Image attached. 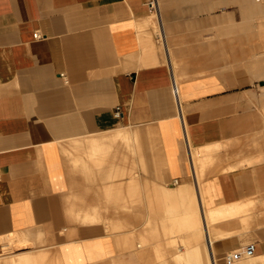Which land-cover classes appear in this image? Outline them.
Wrapping results in <instances>:
<instances>
[{
  "label": "crops",
  "instance_id": "obj_1",
  "mask_svg": "<svg viewBox=\"0 0 264 264\" xmlns=\"http://www.w3.org/2000/svg\"><path fill=\"white\" fill-rule=\"evenodd\" d=\"M234 1L0 0V264H264V159L226 167L218 150L253 129L252 91L205 73L175 94L170 70L212 67V11ZM119 128L131 146L99 145ZM245 199L250 215L206 222ZM190 200L203 240L180 219ZM248 242L251 256L225 261Z\"/></svg>",
  "mask_w": 264,
  "mask_h": 264
},
{
  "label": "rangeland",
  "instance_id": "obj_2",
  "mask_svg": "<svg viewBox=\"0 0 264 264\" xmlns=\"http://www.w3.org/2000/svg\"><path fill=\"white\" fill-rule=\"evenodd\" d=\"M154 29L159 35L161 46L162 35L155 15ZM210 38L212 67H170L171 73L176 82L205 73L221 75L230 81L242 83L247 91L251 90L250 103L245 108L251 112L249 124L253 129L242 140L225 144L218 150L222 148L225 151L226 167L264 159V0H235L220 9L218 16L212 11ZM219 161L210 159L208 163L214 165ZM197 176L201 178L200 173ZM189 203L191 205L188 204V208L192 206L199 218L195 201L190 200ZM250 205L251 201L248 200L240 212L250 215ZM107 217V221L103 222L111 225V217ZM180 219L188 222V216H181ZM193 227L196 241L203 240L201 226Z\"/></svg>",
  "mask_w": 264,
  "mask_h": 264
},
{
  "label": "bare ground",
  "instance_id": "obj_3",
  "mask_svg": "<svg viewBox=\"0 0 264 264\" xmlns=\"http://www.w3.org/2000/svg\"><path fill=\"white\" fill-rule=\"evenodd\" d=\"M157 14V13H156ZM178 75V74H177ZM175 81V80H174ZM176 82V81H175ZM138 128V127H137ZM136 128V129H137ZM131 129V128H130ZM138 130H140L139 128H138ZM138 130H137V132H138ZM130 130H127V129H113V130H111V134L110 133H108L109 132V130L107 131V133L108 134H110V135H106V136H100L101 138H102V140H100V138H99V140H100V143L101 144H99V145H102V144H106L105 146H107V144L109 143V142H111V145H112V143H118L119 144V142H126V143H129L130 142V138L133 140V139H135V138H132V136L134 135H132V133H133V130L131 131L132 133H130L129 132ZM134 131H136V130H134ZM140 132V131H139ZM89 133V132H88ZM105 133V132H104ZM106 133V134H107ZM93 134V133H92ZM100 134H102V132L100 133ZM99 134V135H100ZM130 134H131V137H130ZM141 134V133H140ZM139 134V135H140ZM95 135V134H94ZM96 135H98L97 133H96ZM105 135V134H104ZM138 135V136H139ZM88 136H90V134L88 135ZM93 136V135H92ZM91 137V136H90ZM134 137H136V135L134 136ZM84 138V137H83ZM86 138H87V136H86ZM92 138V137H91ZM90 138V139H91ZM96 138H97V136H96ZM139 138V137H138ZM147 138V137H146ZM94 139H95V136H94ZM91 139V141L93 140V142H90L89 141V143L91 144V143H94V141H96V140H98V139ZM109 139H111V141H109L108 143H107V141L109 140ZM140 139H141V136H140ZM143 139V138H142ZM80 140V139H79ZM131 140V141H132ZM144 140V139H143ZM147 140H148V138H147ZM69 141H72V139L71 140H69ZM74 141V140H73ZM81 141H82V139H81ZM84 141V140H83ZM82 141V142H83ZM134 141V140H133ZM141 141V140H140ZM149 141V140H148ZM138 142V141H137ZM70 143V142H69ZM72 143V142H71ZM75 144H76V142H74ZM131 143V142H130ZM129 143V144H130ZM144 143V142H143ZM87 144V143H86ZM90 144H88V145H90ZM148 144V143H147ZM78 145V144H77ZM95 145V143L93 144V146ZM120 145V144H119ZM122 145V144H121ZM143 145V144H142ZM141 144H140V148H142L143 146H142ZM146 145V144H145ZM69 146V145H68ZM82 146V145H81ZM80 146V148L81 149H83L84 147H81ZM86 146V145H85ZM109 146V145H108ZM113 146V145H112ZM112 146H110V147H112ZM117 146V145H116ZM130 146H131V144H130ZM129 146V147H130ZM133 146V145H132ZM142 146V147H141ZM74 147H75V145H74ZM78 147H79V145H78ZM77 147V148H78ZM90 147V146H89ZM92 147V146H91ZM102 147H103V145H102ZM146 147V146H145ZM93 148V147H92ZM92 148H91V150H92ZM95 148V147H94ZM94 148H93V152L94 151H97L98 149H100V151L103 149H101V146H100V148H97V150L95 149L94 150ZM105 148V147H104ZM109 148V147H108ZM114 148H115V146H114ZM114 148H111V149H113L114 150ZM117 148V147H116ZM118 148H122L121 146L120 147H118ZM126 147H124V150H127L128 149V152H130L129 151V148H127V149H125ZM131 149L133 148V147H130ZM80 149V150H81ZM110 149V150H111ZM123 149V148H122ZM121 149V150H122ZM135 149V148H134ZM143 149V148H142ZM70 150V149H69ZM84 150V149H83ZM83 150L81 151V152H83ZM105 150V149H104ZM107 150V149H106ZM117 150V149H116ZM64 151V150H63ZM112 151V150H111ZM110 151V152H111ZM123 151V150H122ZM121 151V152H122ZM70 152H72V149H71V151ZM101 152H104V151H101ZM101 152H94V154H96V153H100L101 154ZM117 152H118V150H117ZM133 152V151H132ZM132 152H130V153H132ZM65 153H66V151H65ZM67 153H69V152H67ZM75 153V152H74ZM84 153H86V152H83V155H84ZM111 153H113V154H115L116 152H115V150H114V152L112 151ZM110 153V155H112ZM124 153V152H123ZM73 154V153H72ZM79 155L81 154V153H78ZM89 155H91V153L89 154ZM93 155V154H92ZM104 155V154H103ZM102 155V156H103ZM119 155H120V153H119ZM121 155H122V153H121ZM129 155V154H128ZM127 155V156H128ZM132 155V154H131ZM130 155V156H131ZM134 155V154H133ZM132 155V157H133V159H134V156ZM69 156V155H68ZM74 156V155H73ZM75 156H76V154H75ZM81 156V155H80ZM87 156V155H86ZM85 156V157H86ZM95 156V155H94ZM97 156V155H96ZM100 156V155H99ZM113 156V155H112ZM114 156H116V155H114ZM71 157V156H70ZM77 157H78V155H77ZM88 157V156H87ZM98 157V156H97ZM105 158H106V156H104ZM109 157V156H108ZM118 157V156H117ZM120 157H123V156H120ZM74 158V157H73ZM89 158H91V159H93V157L91 156V157H89ZM88 158V159H89ZM101 158V157H100ZM103 158V157H102ZM101 158V159H102ZM104 158V159H105ZM109 158H111V157H109ZM108 158V159H109ZM114 158V157H113ZM125 158V157H124ZM126 158H129V156L128 157H126ZM71 159V158H70ZM74 159H78V158H74ZM79 159H80V157H79ZM96 159H98L99 160V157L98 158H96ZM96 159H94V161L96 160ZM100 159V160H101ZM112 159V158H111ZM131 159V158H130ZM133 159H132V161H133ZM81 160H82V158H81ZM83 160H84V158H83ZM86 160V159H85ZM84 160V162H86ZM117 160V159H116ZM120 159H118L117 161H119ZM80 161V160H79ZM90 160H87V162H89ZM93 161V160H92ZM113 161V160H112ZM127 161V160H126ZM128 161H129V159H128ZM130 162L129 161V163H133V162ZM84 162H82V163H84ZM121 162H123L124 163V160H123V158H121ZM90 164H91V162H89ZM88 163V164H89ZM96 163H98V161L96 162ZM115 163V162H114ZM113 163V164H114ZM128 163V162H127ZM135 163V162H134ZM84 164H86V163H84ZM87 164V165H88ZM93 164V163H92ZM119 164V163H118ZM118 164L116 165V166H118ZM66 165H67V163H66ZM86 165V166H87ZM99 165H100V161H99ZM110 165H111V162H110ZM115 165V164H114ZM113 165V166H114ZM121 165V164H120ZM127 165V164H126ZM125 165V166H126ZM131 165V164H130ZM129 164H128V166H130ZM135 165H136V163H135ZM91 166H94V165H91ZM90 165H89V167H91ZM97 166V165H96ZM106 166V165H105ZM95 167V166H94ZM136 166H134V168H135ZM92 168V167H91ZM120 168H122V166L120 167ZM127 168V167H126ZM125 168V169H126ZM131 168H132V166H131ZM130 168V169H131ZM94 169V168H93ZM124 169V170H125ZM137 169V168H136ZM136 169H134L135 171H136ZM121 170H123V168L121 169ZM133 169H131V171H132ZM122 172L123 171H121V174H122ZM126 172V171H125ZM128 172V171H127ZM126 172V173H127ZM130 172V171H129ZM116 173V172H115ZM120 173V172H119ZM132 173V172H131ZM130 173V174H131ZM125 174V173H124ZM129 174V175H130ZM123 175V174H122ZM132 175V178H130V179H132L133 180V174H131ZM134 175H135V173H134ZM139 175V174H138ZM136 176V175H135ZM131 177V176H130ZM134 181V180H133ZM133 181H130V182H133ZM118 183V182H117ZM117 183H116V185H117ZM68 185H70V184H68ZM160 185V184H159ZM154 187L155 185H151V187ZM109 187H111V186H109ZM150 187V186H149ZM156 187V186H155ZM154 187V188H155ZM167 187V186H166ZM111 188H109V190H110ZM158 189H159V187H158ZM157 189V187H156V189H155V191L156 190H158ZM69 189H67V191H68ZM72 190V189H71ZM150 190H151V188H150ZM153 190V189H152ZM70 191V190H69ZM108 191V190H107ZM111 191V190H110ZM155 191L153 190V192L155 193ZM159 191L161 192H164V193H166V194H170L171 193V189L170 188H163V190H160L159 189ZM72 192H73V190H72ZM150 192H152V191H150ZM119 193V192H118ZM179 193V192H178ZM72 195V194H71ZM68 196V195H67ZM167 196V195H166ZM68 198H69V196H68ZM71 198V197H70ZM169 199V198H168ZM247 201L248 200H242L241 202H237V203H232V204H227L226 203V205H221V206H216V207H214V208H209V209H204V218H205V220H206V222H208V225H209V223L210 222H214V221H216V219L218 220L219 218H221V217H225V216H228V215H233L234 213H238V212H240V210L242 209V208H244V206H246L247 205ZM68 202H70V201H68ZM79 202V201H78ZM230 203V202H229ZM74 207V206H73ZM95 207V206H94ZM96 208V207H95ZM98 209V208H97ZM96 209V210H97ZM99 210H101V209H99ZM191 210H192V208H191ZM84 211V210H83ZM185 211V210H184ZM100 212V211H99ZM110 213V212H109ZM188 213V212H187ZM191 213H192V211H191ZM78 214V213H77ZM87 214V213H86ZM111 214V213H110ZM182 216V215H181ZM84 220H89V221H94V220H96V221H107V219H108V217H107V215H97V216H95V215H91V216H87V215H85V216H83L82 217ZM114 218V217H113ZM203 219V218H202ZM111 220V219H110ZM98 221V222H99ZM112 221V220H111ZM85 223V222H84ZM188 223L189 224H191L192 226H195V227H197V225H199V218H198V215H197V213H196V211L194 212V213H192L191 215H189L188 216ZM212 224V223H211ZM210 224V225H211ZM208 228H209V226H208ZM38 237V236H37ZM191 244V243H190ZM195 245V244H194ZM194 248V247H193ZM196 248V247H195ZM194 250H196V249H194ZM188 251V250H187ZM257 260H259V259H257ZM254 261V260H253ZM261 261V260H260ZM255 262H257V261H255ZM262 262H263V260H262ZM261 262V263H262ZM258 263V262H257ZM264 263V262H263Z\"/></svg>",
  "mask_w": 264,
  "mask_h": 264
},
{
  "label": "built area",
  "instance_id": "obj_4",
  "mask_svg": "<svg viewBox=\"0 0 264 264\" xmlns=\"http://www.w3.org/2000/svg\"><path fill=\"white\" fill-rule=\"evenodd\" d=\"M147 4L149 5V8L152 9L154 12L158 11L157 0H147ZM34 36L38 37L39 33L37 31L34 32ZM177 90L178 89L176 86V82L173 79V92L176 94ZM114 114L116 116H119L121 114V111H120V108L118 105L115 107ZM175 181H176V179H175ZM253 252H254V243L248 242L245 245L226 253L224 259L227 263H229V262L235 261L237 259H240L241 257L251 256L253 254Z\"/></svg>",
  "mask_w": 264,
  "mask_h": 264
}]
</instances>
